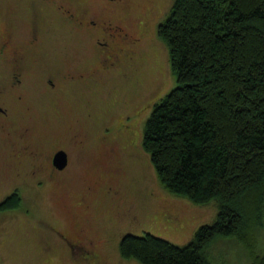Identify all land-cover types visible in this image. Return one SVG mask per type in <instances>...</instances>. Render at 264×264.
<instances>
[{"label":"rangeland","instance_id":"1","mask_svg":"<svg viewBox=\"0 0 264 264\" xmlns=\"http://www.w3.org/2000/svg\"><path fill=\"white\" fill-rule=\"evenodd\" d=\"M172 1L125 0L121 21L142 35L134 59L123 67V73L113 67L90 75L89 68L98 66L96 45L82 30L64 21L52 6L45 9L30 0H0V33L3 21L8 20V27L15 31L13 38L24 45L26 61L33 64L32 79L44 70L66 72L69 66L88 74L83 81H67L51 92L42 93L30 82L27 99L31 107L18 112L24 110L25 117L31 116L30 134L36 142L47 146L66 142L76 130L82 141L69 147L70 169L75 174H65L67 187H55L51 181L31 186L30 176L26 185H20L21 206L0 211V264H93L72 253L59 232L69 233L74 224L85 220L98 236L99 260L94 264H142L120 254L122 232L148 231L182 244L199 224L215 217V199L196 203L168 190L142 145L144 120L153 102L175 83L167 45L156 33V24ZM95 2L81 0L85 7ZM33 22L39 30L46 28V36L40 43L28 44ZM3 68L0 65V71ZM88 183L93 184L92 191L79 196ZM4 189L0 188V194ZM262 218L261 225L254 227L251 246L234 236L219 237L212 247L219 252L210 253L211 263L251 264L250 251L264 252Z\"/></svg>","mask_w":264,"mask_h":264},{"label":"trees","instance_id":"2","mask_svg":"<svg viewBox=\"0 0 264 264\" xmlns=\"http://www.w3.org/2000/svg\"><path fill=\"white\" fill-rule=\"evenodd\" d=\"M156 33L175 83L153 102L142 145L168 190L217 210L182 244L123 232L118 249L142 264H212L219 237L251 246L263 221L264 0H173ZM1 206H21L18 193ZM250 259L264 264V252Z\"/></svg>","mask_w":264,"mask_h":264},{"label":"flooded vegetation","instance_id":"3","mask_svg":"<svg viewBox=\"0 0 264 264\" xmlns=\"http://www.w3.org/2000/svg\"><path fill=\"white\" fill-rule=\"evenodd\" d=\"M30 1L45 9L52 6L64 21L82 30L84 36L93 40L96 45L94 55L98 66L89 68L90 75L113 67L123 73V67L132 63L136 52L135 46L142 35L140 31L134 33L121 21V7L125 0H98L86 7L81 0ZM3 22L4 30L0 33V65L5 68L0 71V188L5 189L0 194V211L13 209L1 204L12 193H19L20 185H26L30 176L33 181L31 186H41L51 181L55 187L65 188L68 186L65 174L75 172L74 169H70L72 167L69 147L80 145L82 136L78 130L73 131V134L66 138V142H51L49 146L44 141L36 142L30 134L31 116L25 117L23 111L31 107L27 99L31 80L36 87H40L38 91L43 93L57 90L67 81L75 79L83 81L88 75L86 70L69 66L66 72L57 73L56 69L44 70L39 72L38 77L32 79L30 74L33 64L25 59L24 45L13 38L15 31L8 27L9 21ZM39 28L40 26L34 22L30 24L29 36L26 39L28 44L40 43L46 36L44 33L46 28L42 27L40 30ZM21 108L24 110L18 112ZM59 148L66 151V162L61 166L54 160V154ZM92 187V183L86 184V189L79 196L89 194ZM108 189L112 190L110 184ZM117 190L115 186L113 191L117 193ZM18 195L20 196V193ZM24 208L28 209L27 206ZM90 224L92 223L85 220L83 223L74 224L69 233L58 231L72 253L94 264L99 260L96 252L99 251L96 249L98 236H95L93 226Z\"/></svg>","mask_w":264,"mask_h":264},{"label":"water","instance_id":"4","mask_svg":"<svg viewBox=\"0 0 264 264\" xmlns=\"http://www.w3.org/2000/svg\"><path fill=\"white\" fill-rule=\"evenodd\" d=\"M54 160L58 165H62L66 162V151L63 148L56 150L54 154Z\"/></svg>","mask_w":264,"mask_h":264}]
</instances>
